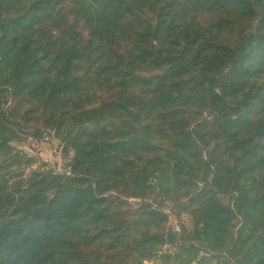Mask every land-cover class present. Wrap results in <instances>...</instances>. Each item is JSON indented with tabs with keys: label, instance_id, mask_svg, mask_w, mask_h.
<instances>
[{
	"label": "trees",
	"instance_id": "1",
	"mask_svg": "<svg viewBox=\"0 0 264 264\" xmlns=\"http://www.w3.org/2000/svg\"><path fill=\"white\" fill-rule=\"evenodd\" d=\"M154 261L264 264V0H0V264Z\"/></svg>",
	"mask_w": 264,
	"mask_h": 264
},
{
	"label": "rangeland",
	"instance_id": "2",
	"mask_svg": "<svg viewBox=\"0 0 264 264\" xmlns=\"http://www.w3.org/2000/svg\"><path fill=\"white\" fill-rule=\"evenodd\" d=\"M12 145L33 160L23 169L20 180L29 179L35 172L42 169H53L59 172H64L66 169L65 162L67 159L62 158L59 141L54 137L52 131H42L38 137L33 136L32 132L28 131L26 140L14 142ZM129 201L133 202V200ZM164 211L169 215L167 223L169 228L178 230L181 223L186 227L190 226V218L187 215L177 219L169 208H165ZM165 249L166 247H163V250ZM144 264H158V262H145Z\"/></svg>",
	"mask_w": 264,
	"mask_h": 264
}]
</instances>
